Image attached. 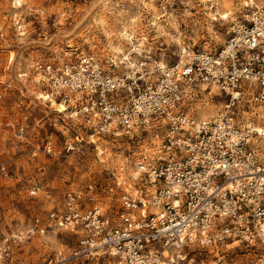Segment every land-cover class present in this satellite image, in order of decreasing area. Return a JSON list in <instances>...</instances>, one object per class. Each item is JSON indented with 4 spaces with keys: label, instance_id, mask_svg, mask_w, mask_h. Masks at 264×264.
I'll return each instance as SVG.
<instances>
[{
    "label": "built area",
    "instance_id": "obj_1",
    "mask_svg": "<svg viewBox=\"0 0 264 264\" xmlns=\"http://www.w3.org/2000/svg\"><path fill=\"white\" fill-rule=\"evenodd\" d=\"M243 6L214 52L182 45L172 63L143 62L127 72L73 47L32 63L40 91L78 112L89 140L119 132L139 145L129 171L110 170L96 190H67L54 211L4 236L0 264L100 256L114 264H207L196 254L233 244L264 264V0ZM213 88L226 100L215 114L199 116L192 101ZM15 137L27 138L25 123ZM76 147L65 141V151ZM43 152L54 154L51 137ZM41 191L36 182L30 196ZM49 233L72 234L75 246L48 251L40 262L28 259L26 245Z\"/></svg>",
    "mask_w": 264,
    "mask_h": 264
},
{
    "label": "rangeland",
    "instance_id": "obj_2",
    "mask_svg": "<svg viewBox=\"0 0 264 264\" xmlns=\"http://www.w3.org/2000/svg\"><path fill=\"white\" fill-rule=\"evenodd\" d=\"M17 1L0 0V125L7 130L0 136V241L33 216L54 211L67 190H96L110 170L129 171L139 145L135 136L120 133L89 140L90 131L79 113L63 103L43 99L45 93L29 72L35 60L73 47L75 53L95 54L110 70L114 61L116 70L125 72L130 69L123 58L136 48L140 54L131 59L136 67L143 62L146 66L172 63L182 45L211 52L219 49L227 38L229 21L242 16L244 9L243 0ZM228 9L234 13L227 19L219 18V12ZM225 100L217 89H207L200 91L192 106L199 116H210ZM21 123L27 125V138L22 141L15 137ZM48 137L54 143L53 155L43 152ZM65 141L66 146L69 141L76 143L75 151H65ZM37 147V156H32L31 150ZM2 166L5 171H1ZM36 182L42 191L30 196ZM75 242L72 234L49 233L31 241L24 252L28 259L40 262L48 251H67ZM217 249L218 253L209 249L196 254V259L203 258L207 264H253L236 244L218 245ZM12 250L14 255L19 253V247L12 246ZM71 264L114 261L100 256Z\"/></svg>",
    "mask_w": 264,
    "mask_h": 264
},
{
    "label": "bare ground",
    "instance_id": "obj_3",
    "mask_svg": "<svg viewBox=\"0 0 264 264\" xmlns=\"http://www.w3.org/2000/svg\"><path fill=\"white\" fill-rule=\"evenodd\" d=\"M18 2V4H20V0H18L17 1ZM219 12V11H218ZM234 12L232 11V10H230V9H228V10H226V11H223V12H219V18H221V19H227V18H229L232 14H233ZM140 54V51H138V49H136V48H134V49H132V55L130 54V56H129V54L128 55H126V57L125 58H123V60L125 59V60H128V68L129 69H134L135 67H136V64L134 63V62H132L131 61V59L133 58V59H135L134 57H136V56H138ZM132 59V60H133ZM142 64H144V63H142ZM128 69V70H129ZM127 72V71H126ZM43 99L45 100V101H51V102H53L54 101V99H47V96L45 95V96H43ZM60 103H62V102H60ZM64 104V103H63ZM64 105H66V104H64ZM68 106L66 105V108H67ZM212 108H215V107H212ZM76 113H78V112H76ZM205 113V112H204ZM203 113V114H204ZM118 134H119V132H117ZM121 134V133H120Z\"/></svg>",
    "mask_w": 264,
    "mask_h": 264
}]
</instances>
